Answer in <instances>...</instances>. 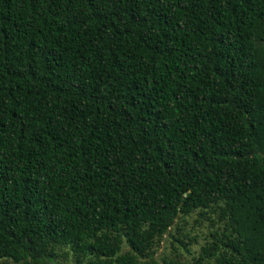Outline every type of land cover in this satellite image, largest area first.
<instances>
[{"label":"trees","instance_id":"trees-1","mask_svg":"<svg viewBox=\"0 0 264 264\" xmlns=\"http://www.w3.org/2000/svg\"><path fill=\"white\" fill-rule=\"evenodd\" d=\"M66 257L264 264V0H0V264Z\"/></svg>","mask_w":264,"mask_h":264},{"label":"rangeland","instance_id":"rangeland-1","mask_svg":"<svg viewBox=\"0 0 264 264\" xmlns=\"http://www.w3.org/2000/svg\"><path fill=\"white\" fill-rule=\"evenodd\" d=\"M208 225L207 222L203 223H196L194 224L192 220L189 221V225L187 226L188 229H192L191 235H196L198 239L197 244H192L190 246L191 256L196 255L200 249L201 246L205 244L206 241V235H207V229L206 226ZM169 239L166 238L160 245V247L157 249L156 257L161 260L164 256L170 255V246H169ZM125 252V247H122L120 254ZM187 258H189L186 255ZM90 259L95 260V258L91 257ZM69 262L70 264H73V259L70 257H66L64 261H61V263Z\"/></svg>","mask_w":264,"mask_h":264}]
</instances>
